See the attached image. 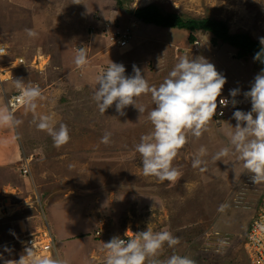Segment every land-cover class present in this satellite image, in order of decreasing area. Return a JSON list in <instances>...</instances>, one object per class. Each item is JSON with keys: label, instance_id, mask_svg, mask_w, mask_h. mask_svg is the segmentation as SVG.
<instances>
[{"label": "rangeland", "instance_id": "374dc122", "mask_svg": "<svg viewBox=\"0 0 264 264\" xmlns=\"http://www.w3.org/2000/svg\"><path fill=\"white\" fill-rule=\"evenodd\" d=\"M119 1L120 6L116 0H80L79 5L74 0H0V44H6L9 52L0 59V72L16 66L19 70L13 71V78L19 72L22 87L27 77L32 82L28 87L38 86L42 93L35 110L26 105L13 111L18 124L0 125V201L9 208L0 215V264L21 256L31 264L27 248L38 258L49 257L38 244L40 234L47 231L64 264H105L104 242L114 236L134 238V233L144 230L169 231L179 237L175 248L165 244L158 257L162 261L175 252L195 264H249L244 243L263 203L264 183L252 182L243 162L237 161L238 153L224 161L213 159L222 148L234 152L225 135L230 138L236 121L228 117L231 123L224 132L223 128L217 131L216 122H209L202 137L188 133L187 143L173 161L180 177L161 182L143 174L142 156L135 150L141 136L154 131L148 115L155 106L151 93L138 99L137 107H144V113L129 106L124 116L115 105L102 114L94 93L97 77L111 62L123 64L127 76L134 75L135 65L150 86L159 87L181 58L203 57L226 77L222 97L233 89L244 96L243 89L251 88L263 68H257L253 60H238V50L229 45L212 44L209 34L197 32V40L190 43L188 31L154 25H142L139 38L135 34L126 48L109 55L101 53L106 40L96 37L91 48L89 42L91 30L99 31L112 22L126 27L135 19L128 13L154 3L187 18L223 20L231 33L247 32L261 41L264 0ZM28 30L36 35L29 36ZM80 37H86V46ZM76 44L87 52L89 63L83 68L74 62ZM21 56L31 65L17 67ZM44 62L42 68L47 70L42 71ZM15 80L4 84L8 97L17 90ZM2 91L0 112H7ZM250 110L248 99L242 111ZM43 116L56 129L67 125L71 139L66 145L56 147L52 136L37 127ZM106 133H111L107 144L101 142ZM202 146L207 150L202 157L204 171L193 167ZM24 154L33 155L28 177L20 171ZM7 156L13 158L8 165L4 163ZM7 189L14 190V199L5 197ZM5 199L22 204L11 209ZM5 247L11 251H4Z\"/></svg>", "mask_w": 264, "mask_h": 264}, {"label": "clouds", "instance_id": "9594fccd", "mask_svg": "<svg viewBox=\"0 0 264 264\" xmlns=\"http://www.w3.org/2000/svg\"><path fill=\"white\" fill-rule=\"evenodd\" d=\"M73 3L82 4L80 0H74ZM28 35L34 37L36 34L28 30ZM260 42L264 45V38H261ZM262 52L264 49L257 52L254 59L260 60ZM5 55V50L0 48V56ZM74 62L78 68H83L89 63L87 52L83 48L78 50ZM7 69L12 70L11 78L6 81L9 82L14 79L13 71L18 68ZM45 70L47 69L42 71ZM133 72L134 75L127 76L123 64L111 62L106 71L97 77L98 87L94 93V100L102 114L113 105L121 116L126 115L125 109L129 106L135 107L142 114L145 108L137 107L138 99L142 95L151 93L155 106L148 115L154 131L149 135L141 136V142L136 145L135 150L142 156L145 176H154L161 182H174L181 174L173 166V161L187 143V134L191 133L196 138L202 137L209 122L217 114L218 104L222 108L229 105V100L226 98L218 101L227 82L226 77L216 70L214 64L203 57L181 58L159 87L150 86L135 65ZM45 74L46 72H43L42 76ZM15 83L21 93L16 99L24 101L35 110L37 106L35 101L42 97L40 88L22 87V79H16ZM2 92L6 100L12 95L19 94L14 92L8 97L4 85ZM239 93V89L230 90L233 107L238 103L235 97ZM243 95L250 100L251 110L245 112L238 109L233 113L232 118L236 121L233 127L235 131L230 132L229 136L234 152H230V149L225 147L215 153L213 159L216 162L224 161V158L230 154L238 153L237 161L243 162V167L251 174L252 182L257 185L264 183V70L255 76L250 90ZM220 114L223 115L222 112ZM222 123H225L224 126L227 125V120ZM14 124L18 122L11 112H0V125ZM37 127L52 136L56 147L66 145L71 139L67 125L60 124L59 129H56L48 116L41 117ZM110 136L111 133H106L101 138V142L109 143ZM206 154L207 150L202 146L199 155L193 160L194 168L200 167L201 171L205 170L201 165L206 164L202 159ZM233 164L235 168V163ZM221 207L223 209L224 206ZM179 243V237L173 236L169 231L153 233L151 230H144L134 233V238L130 239L114 236L109 242H104V248L108 250L105 264H195L194 260L175 252L166 260L158 259L163 253L165 244L169 248H175ZM4 251L11 250L5 247ZM26 253L31 258V264H64L58 258H38L33 254L32 248H27ZM0 259H3L2 254ZM4 264H27V262L25 257L21 256L18 261L5 260Z\"/></svg>", "mask_w": 264, "mask_h": 264}, {"label": "built area", "instance_id": "2783aa9c", "mask_svg": "<svg viewBox=\"0 0 264 264\" xmlns=\"http://www.w3.org/2000/svg\"><path fill=\"white\" fill-rule=\"evenodd\" d=\"M104 25L105 26H102L98 29L99 31L97 30L95 31L94 29L91 30L90 33L92 38L90 39L89 47L91 48L92 42L97 39L96 37H98L99 39L106 40L108 45L101 51V53L108 55L112 52L120 50L121 48H126L129 45V43L132 41L133 36L135 34L136 37H138L137 35L141 31V26L143 24L139 20L134 19L126 27H122L119 23H115V22L105 23ZM73 47H74L73 48L74 51L77 53L78 50L82 48V45L76 44ZM0 48L4 49L6 53L5 56H0V59L7 57L9 54L8 47L6 45L0 44ZM90 48L87 50L88 53L90 52ZM104 50H108V53H105ZM1 62L5 63L6 61H1ZM35 65H38V63L36 62ZM41 69L43 70L44 68ZM0 74H2L0 75V89L3 90L4 83L11 78L12 70L5 69L3 72H0ZM243 90L244 92H247L250 90V88H246ZM20 95L21 93L12 95L10 98H7L6 100L7 107L12 114L13 111H15L16 113L20 108L27 105L25 104L24 101L16 99ZM221 98L228 99L229 105L228 107L222 108L218 104L217 114L210 121V122H216L217 125L227 120L229 115L233 114L234 111L238 109L242 110L244 103L248 100V98L244 96H240L238 94L235 97V100L238 101V103L235 105V107H233L231 103L233 97H231L230 95L218 97V101ZM221 112L223 113V115L220 114ZM32 160H33V155L30 154L23 155V161L20 170L24 175H31ZM0 209L2 213H5L6 210H9V208L5 207L1 201H0ZM96 236H100V231L96 233ZM123 238L129 239V237H123ZM38 244L40 245L42 252L49 253V256L51 257L53 254L57 255V244L55 240L52 238V234L49 231L40 234V240ZM244 250L249 264H264V199L257 216L253 217V219L251 220L249 229L247 231V236L245 238Z\"/></svg>", "mask_w": 264, "mask_h": 264}, {"label": "trees", "instance_id": "16d2710c", "mask_svg": "<svg viewBox=\"0 0 264 264\" xmlns=\"http://www.w3.org/2000/svg\"><path fill=\"white\" fill-rule=\"evenodd\" d=\"M116 1L119 6L122 5L119 0ZM128 14L132 15L135 20L139 19L143 25H154L167 29L186 30L189 33L190 43H194L197 40L195 36V33L197 32L209 34L211 36L210 41L212 44L218 46L229 45L238 50L236 56L238 60H244L247 63L250 62V60H253L255 64H257V68H263L262 70H264V63L261 62L264 61V52L261 53L260 60L254 59L256 53L264 49V45H262L259 40H255L247 32L235 34L231 33L228 23L223 20L212 17H206L203 19L187 18L183 14L177 13L175 11L165 12L158 4L155 3L144 7H139L135 10L134 14ZM80 40V42L86 46V37H80ZM20 78L21 74L17 72L14 75V79ZM24 79V84L26 85L24 87H28V84H32V82L28 81L27 77ZM15 91V93H20V89L18 88ZM69 102L70 100L68 99L65 105H67ZM7 110L9 111L8 107ZM221 124L224 126L225 123ZM221 124H218V127L221 126ZM215 125V128L217 129V123H215ZM24 176L28 177L29 175Z\"/></svg>", "mask_w": 264, "mask_h": 264}, {"label": "bare ground", "instance_id": "6f19581e", "mask_svg": "<svg viewBox=\"0 0 264 264\" xmlns=\"http://www.w3.org/2000/svg\"><path fill=\"white\" fill-rule=\"evenodd\" d=\"M31 62V60H28V59H26L25 57H19V59L17 60V67L19 66V67H24V66H26V64H28V63H30ZM37 63H38V61H36ZM38 65H39V63H38ZM46 65V62H44V63H41V68L43 67V66H45ZM40 66V65H39ZM12 68H16V66L15 67H12ZM8 191H7V194L5 195V197H7V196H11V199H14V198H12L13 197V194L15 193H13V191L14 190H12V189H7ZM28 200H30L31 201V199L29 198ZM9 200L7 199H5V204L7 205V206H9V207H11V209H14V208H17V207H19L21 204H16V203H13V202H10V204H9V202H8ZM24 203H26L25 201L23 202V204ZM2 214V212H1V209H0V215ZM44 244H45V241H44ZM53 256H55V257H57V258H59V256H58V254L57 255H55V254H53L52 255V257L51 256H49V257H51V258H53Z\"/></svg>", "mask_w": 264, "mask_h": 264}, {"label": "crops", "instance_id": "0c3cea01", "mask_svg": "<svg viewBox=\"0 0 264 264\" xmlns=\"http://www.w3.org/2000/svg\"><path fill=\"white\" fill-rule=\"evenodd\" d=\"M5 45H6V44H5ZM6 46H7V45H6ZM89 53H90V52H89ZM96 55H97V54H96ZM233 87H234V86H233ZM246 112H247V111H246ZM232 116H233V114L229 115V117H231V118H232ZM229 123H231V119H230V122H229ZM229 123H228V121H227V125H225V126H221V127H218V128H220V129L223 128L222 130H223V132H224V131H226V130H224L225 127H227ZM217 131H219V129H217ZM230 131L233 132L232 129H230ZM225 136H226V140H230V138H228L227 135H225ZM224 143H226V141H225ZM9 155H10V154H9ZM7 158H8V156L6 157V159H5V161H4V163H5L6 165L10 164V162H12V160H13V158H10V159H7ZM6 165H5V166H6ZM5 166H4V167H5ZM1 167H3V166H1ZM4 167H3V168H4ZM4 171H5V169H4ZM79 229L83 230V229L80 228V227H79ZM79 235H80V234H79Z\"/></svg>", "mask_w": 264, "mask_h": 264}]
</instances>
